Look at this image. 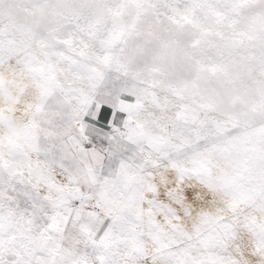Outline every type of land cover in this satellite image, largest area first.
Returning a JSON list of instances; mask_svg holds the SVG:
<instances>
[{
  "label": "snow or ice",
  "instance_id": "1",
  "mask_svg": "<svg viewBox=\"0 0 264 264\" xmlns=\"http://www.w3.org/2000/svg\"><path fill=\"white\" fill-rule=\"evenodd\" d=\"M0 264H264V0H0Z\"/></svg>",
  "mask_w": 264,
  "mask_h": 264
}]
</instances>
